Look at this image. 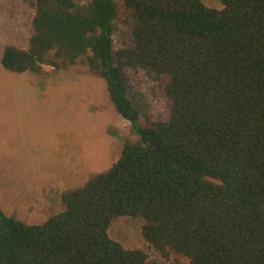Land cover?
<instances>
[{"label":"trees","instance_id":"obj_1","mask_svg":"<svg viewBox=\"0 0 264 264\" xmlns=\"http://www.w3.org/2000/svg\"><path fill=\"white\" fill-rule=\"evenodd\" d=\"M29 1V46H6L2 68L82 63L130 136L43 223L0 209V264H151L110 238L117 217L140 220L175 264H264V0ZM136 85L160 93L165 113L139 109Z\"/></svg>","mask_w":264,"mask_h":264},{"label":"rangeland","instance_id":"obj_2","mask_svg":"<svg viewBox=\"0 0 264 264\" xmlns=\"http://www.w3.org/2000/svg\"><path fill=\"white\" fill-rule=\"evenodd\" d=\"M202 2L222 8L221 0ZM34 13L29 0H0V60L6 46L28 48ZM113 25L117 48L121 28L117 19ZM21 75L0 63V209L39 224L63 210V193L84 187L118 160L130 125L114 109L105 82L80 62ZM133 96L143 112L166 111L160 93L145 86L136 85ZM108 234L126 249L143 250L151 264H175L173 255L164 258L143 239L138 219L117 217Z\"/></svg>","mask_w":264,"mask_h":264},{"label":"crops","instance_id":"obj_3","mask_svg":"<svg viewBox=\"0 0 264 264\" xmlns=\"http://www.w3.org/2000/svg\"><path fill=\"white\" fill-rule=\"evenodd\" d=\"M20 76H22V75L20 74Z\"/></svg>","mask_w":264,"mask_h":264}]
</instances>
